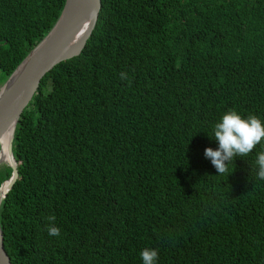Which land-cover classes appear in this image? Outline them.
Segmentation results:
<instances>
[{"label": "trees", "instance_id": "16d2710c", "mask_svg": "<svg viewBox=\"0 0 264 264\" xmlns=\"http://www.w3.org/2000/svg\"><path fill=\"white\" fill-rule=\"evenodd\" d=\"M64 3L0 0V87ZM232 109L264 122V0H101L16 125L11 264H142L145 248L157 264H264V140L223 175L204 156ZM11 174L0 164V186Z\"/></svg>", "mask_w": 264, "mask_h": 264}, {"label": "water", "instance_id": "95a60500", "mask_svg": "<svg viewBox=\"0 0 264 264\" xmlns=\"http://www.w3.org/2000/svg\"><path fill=\"white\" fill-rule=\"evenodd\" d=\"M101 0H65L53 28L35 46L0 87V140L9 134L6 144L11 177L0 186V204L18 178L12 142L16 125L34 97L40 81L58 64L78 56L95 28ZM0 264H11L4 249L0 226Z\"/></svg>", "mask_w": 264, "mask_h": 264}, {"label": "clouds", "instance_id": "9594fccd", "mask_svg": "<svg viewBox=\"0 0 264 264\" xmlns=\"http://www.w3.org/2000/svg\"><path fill=\"white\" fill-rule=\"evenodd\" d=\"M120 78L127 79V73L121 72ZM210 139L218 143V148L215 150L211 147L205 148L204 156L211 161L217 170V175H223L229 171L228 162H234L238 156H247L264 140V122L255 115L242 117L235 109H232L225 112L215 124ZM255 165L256 178L264 180V151L256 154ZM47 219L49 221L46 225L48 235L58 237L60 229L55 224V217L49 216ZM140 257L142 264H157L158 250L145 248L140 252Z\"/></svg>", "mask_w": 264, "mask_h": 264}, {"label": "bare ground", "instance_id": "6f19581e", "mask_svg": "<svg viewBox=\"0 0 264 264\" xmlns=\"http://www.w3.org/2000/svg\"><path fill=\"white\" fill-rule=\"evenodd\" d=\"M8 136L9 134H6L0 140V164L5 163V161H7L8 159L6 156V151H5Z\"/></svg>", "mask_w": 264, "mask_h": 264}]
</instances>
